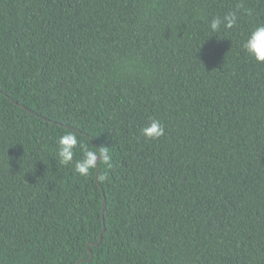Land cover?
Listing matches in <instances>:
<instances>
[{
	"label": "trees",
	"instance_id": "trees-1",
	"mask_svg": "<svg viewBox=\"0 0 264 264\" xmlns=\"http://www.w3.org/2000/svg\"><path fill=\"white\" fill-rule=\"evenodd\" d=\"M261 23L264 0H0V264H264ZM69 130L110 165H59Z\"/></svg>",
	"mask_w": 264,
	"mask_h": 264
},
{
	"label": "clouds",
	"instance_id": "clouds-1",
	"mask_svg": "<svg viewBox=\"0 0 264 264\" xmlns=\"http://www.w3.org/2000/svg\"><path fill=\"white\" fill-rule=\"evenodd\" d=\"M243 4H238L234 10L223 16H215L211 19L209 28L212 32H219L236 27L240 20ZM244 52L258 63H264V23L256 25L243 42ZM166 128L163 122L155 117H150L140 129V134L147 140H157L165 135ZM82 152V158L75 159L77 150ZM59 165L68 166L74 163V172L80 176H88L95 170L100 162L109 164L111 155L108 147L91 149L85 146L83 139L76 130H69L60 135L57 140L55 153Z\"/></svg>",
	"mask_w": 264,
	"mask_h": 264
},
{
	"label": "water",
	"instance_id": "water-1",
	"mask_svg": "<svg viewBox=\"0 0 264 264\" xmlns=\"http://www.w3.org/2000/svg\"><path fill=\"white\" fill-rule=\"evenodd\" d=\"M105 230V226L103 227L102 231H101V239H102V234H103V231Z\"/></svg>",
	"mask_w": 264,
	"mask_h": 264
}]
</instances>
